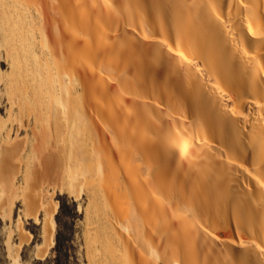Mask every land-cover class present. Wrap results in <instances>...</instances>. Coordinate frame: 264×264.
<instances>
[{"label":"bare ground","instance_id":"6f19581e","mask_svg":"<svg viewBox=\"0 0 264 264\" xmlns=\"http://www.w3.org/2000/svg\"><path fill=\"white\" fill-rule=\"evenodd\" d=\"M0 34L2 142L87 163L90 264H264V0H0Z\"/></svg>","mask_w":264,"mask_h":264},{"label":"rangeland","instance_id":"374dc122","mask_svg":"<svg viewBox=\"0 0 264 264\" xmlns=\"http://www.w3.org/2000/svg\"><path fill=\"white\" fill-rule=\"evenodd\" d=\"M0 39V264H90L84 240V228L90 226L86 223L88 213L84 212L88 210L89 199L88 178L85 179L88 177L87 163L81 160L78 164L80 160L73 158L71 160H77V163L72 164L70 160L72 168L63 166L62 169L59 162L61 153L59 149L53 150L54 147L44 149L45 163L40 169L37 155L33 153L35 151H29L28 146L21 149L20 158L15 159L13 154H9L10 118L19 116L18 112L21 109L23 112L24 108L16 102L14 95V98L10 97V48L8 50L9 45L1 34ZM3 41L7 46L5 48ZM18 132L17 139L23 140L26 139L24 136H28L22 129ZM5 136L9 138L6 142L8 147L2 142ZM73 148V153L68 149L63 153L71 158V155H76L75 151H80ZM117 227L121 229L118 224ZM94 245L97 256L101 254L100 245L97 242Z\"/></svg>","mask_w":264,"mask_h":264}]
</instances>
